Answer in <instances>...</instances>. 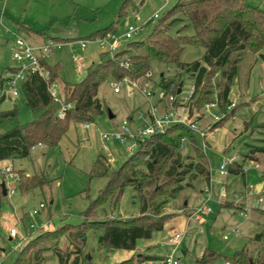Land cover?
<instances>
[{
    "label": "rangeland",
    "instance_id": "1",
    "mask_svg": "<svg viewBox=\"0 0 264 264\" xmlns=\"http://www.w3.org/2000/svg\"><path fill=\"white\" fill-rule=\"evenodd\" d=\"M125 1L0 0V111L9 110L16 104L19 109L17 119L21 124L35 119L26 102L23 85L19 86V96L14 97L8 78L10 69L18 65L14 59L15 39L22 37L33 45L43 41L34 34L28 35L15 29L8 17L29 22L37 29H48L53 20H62L58 32L48 31L45 34L47 40L53 38L64 43L47 59L50 66L60 65L57 82L60 95L66 84L73 85L83 80L88 67L101 62L102 56L110 57L105 51L106 46L88 39V36L113 22L120 36H123L129 24L144 26L141 37H146L157 24L162 23L169 34L177 37L181 61H203L205 48L182 40L183 36H191L195 32L182 13L177 11L166 16L168 20L160 22L178 0H129L121 14ZM246 1L264 8V0ZM156 13L159 14L158 18L154 17ZM68 21L71 22L64 24ZM82 42H86L87 47L83 48ZM119 42L120 47L127 51L118 60H128L129 69L134 70L137 49L130 48L129 41L123 37ZM235 58L239 60L238 73L231 86L229 102L222 106L219 98L226 78L211 68L212 86L211 93L207 95L208 101L204 100L206 93H198L200 107L194 105L191 108L192 113H197L194 118L197 128L191 129L194 137H183L176 155L166 159L160 168L162 174L152 181H149L147 166L136 164L134 177L145 182L146 186L142 191L130 185L124 186L118 203L114 199L100 202L86 215L109 179L116 178V172L132 159L137 148L129 150L127 146L131 145L130 142H117L110 145L108 150L102 149L100 134L122 126L131 112L139 106L146 108L148 105L144 104L142 94L128 98L125 93H115L110 86L111 76L101 84L97 95L104 103L105 110L103 114L95 116L89 128L84 127L85 123L72 121L69 131L57 146L37 144L31 149L29 157L1 161L0 171L12 165L14 172L24 170L27 175H38L42 186L22 193L18 180H12L0 172V183L5 181L8 188L2 203L0 263L13 264L18 251L40 234L43 237L32 248L40 258L39 264H61L60 260L62 264H71L75 258H79L82 264H163L171 248V238L179 233L180 237L173 241L177 244L181 264H198L205 249L222 255L216 264H228L227 257L242 249L254 260L264 259V236L257 239L258 234L264 233V210L257 209L260 205L256 201L258 185L264 186V48L260 51L248 49L242 55L234 53L232 61ZM75 59L83 64L81 69H78ZM229 67L226 69L229 70ZM131 78L141 79L155 90L160 88L163 78L170 79L174 82L170 88L173 91L183 86V90L188 92L195 87L197 94L195 76L176 64L158 59L151 62L143 75ZM109 109L115 114L113 119L109 118ZM15 124V119L4 120L0 124V132L11 129ZM223 157L233 160L230 166L236 163L242 165L246 174H228L224 181L228 194L223 199L224 203L220 204L217 170ZM142 159L152 160L148 156ZM256 162L260 164L258 168L255 167ZM175 165V173L182 172L189 165L193 167L184 175V179L179 180V173H170V168ZM200 165L209 168V178L198 171L197 166ZM175 188L179 192L176 198H172L170 193ZM207 189L213 193L214 201L209 202L213 212L205 216L206 222L203 224L189 221L187 217L203 202ZM235 193L243 198L237 199ZM153 194L154 204H159L162 216L168 217L165 229L155 232L151 239H139L133 251L101 246V230L95 228V223L138 216L143 202H152L150 196ZM240 202L249 208L245 216L240 215ZM89 223L93 226L89 227L84 243L76 236L81 228H69L65 235H61L60 229L65 224L89 226ZM12 228L19 230V238L11 239ZM224 235H228L229 239L225 240Z\"/></svg>",
    "mask_w": 264,
    "mask_h": 264
},
{
    "label": "trees",
    "instance_id": "2",
    "mask_svg": "<svg viewBox=\"0 0 264 264\" xmlns=\"http://www.w3.org/2000/svg\"><path fill=\"white\" fill-rule=\"evenodd\" d=\"M128 2L129 0L124 2L121 14ZM177 11L188 19L195 30L194 34L187 37L183 36L182 40L196 47H204L203 61L197 60L192 63L181 61V48L177 37L169 34L163 28L162 23H159L146 37L142 36L139 40L129 41L130 48H135L138 51L135 56L134 70L126 69L120 65L118 60L104 55L101 62L93 63L88 67L87 74L83 80L73 85L66 84L64 86L61 92V102L55 101L49 91L50 84L58 82L60 65L50 66L46 62L47 67L51 71L48 79H43L34 74L30 75L23 83L26 102L32 109L35 119L27 124H21L17 119L19 109L16 104L9 110L0 111V124L7 119H15L16 122L11 129L0 132V162L29 157L31 149L37 144H45L50 147L57 146L69 131L72 121L80 123L94 122L95 116L103 114L105 110L104 103L97 97L101 84L109 76L121 78L124 76L137 77L138 75H143L155 59L168 64H176L182 70L195 76L197 89V94H195L197 96L198 93H206L204 95V100L206 101H208L207 95L211 93L210 87L212 86L210 69H216L227 81L219 92L222 106L229 102L231 86L238 73L239 62L238 58L232 61V55L234 53L242 55L248 49L260 51L264 48V8L251 5L246 0H178L177 4L166 12L163 17L164 20L162 18L160 22L168 20L169 17L166 16H171ZM70 22L68 21L64 24L67 25ZM115 24L113 22L102 30L95 31L88 36V39L91 40L99 36L116 33L117 26ZM19 25L24 31H34L42 35L47 34L48 31L58 32L60 30V27L55 25H51L50 28L44 30H36L31 26H26L23 22H19ZM126 51V48H122L117 56L124 54ZM228 66H230L229 70L226 69ZM161 84L166 88H171L174 82L163 78ZM194 98L195 95L191 108L194 105L200 107L198 106L201 101L200 95L197 96L196 100ZM69 102L74 103L75 106L69 109L64 117L58 116L62 103ZM186 136L194 137V131L185 125L176 124L169 127L165 132L140 140L131 157L132 159L126 161L123 167L116 172V178L111 177L109 179L107 186L100 191L99 197L92 203L86 215L100 202L103 203L114 199L118 203L119 196L122 195L126 185L142 191L146 183L134 177L136 164L147 166L150 174L149 181L158 178L162 174L160 168L166 163V159L168 160L176 155V152L181 147V140ZM147 156L152 160L144 161L142 159ZM205 159L208 162L207 156ZM175 167L176 165L170 168V173H179L178 175L181 176L179 180H181L184 179L185 174L192 171L191 168L193 166L189 165L188 168L177 173H175ZM197 169L201 174L209 178V168L207 169L205 166L200 165L197 166ZM16 172L19 176L18 182L22 193L42 186V182L38 180V175H27L24 170H17ZM229 173L246 174L243 166L237 163L234 166H230ZM120 181H122L121 184ZM178 192V188H175L171 191L170 196L176 198ZM154 195L150 196L152 202H143L141 213L138 216L96 222L95 228L101 230L99 237L101 246L133 251L137 247L139 239H151L155 232L163 231L168 217L162 216L159 204H154ZM3 200L4 195L0 183V230L2 227ZM230 204H233V202H230ZM225 206L227 207V205ZM154 216L158 218L155 219ZM92 226L91 223H89V226L85 224L77 226L65 224L60 229L61 235H65L69 228H81V230L77 231L76 236L84 243L87 231ZM262 236H264V233L258 234L257 239L260 240ZM41 237H43L42 234L23 246L18 251L13 264H39L40 258L37 252L32 251V248L37 245V240H41ZM220 258H222L220 253L205 249L197 263L216 264ZM60 262L62 264L61 260ZM227 262L228 264H264V259L254 260L252 256L242 249L233 256L227 257ZM71 264L82 263H80L79 258H75Z\"/></svg>",
    "mask_w": 264,
    "mask_h": 264
},
{
    "label": "built area",
    "instance_id": "3",
    "mask_svg": "<svg viewBox=\"0 0 264 264\" xmlns=\"http://www.w3.org/2000/svg\"><path fill=\"white\" fill-rule=\"evenodd\" d=\"M154 17L158 18L159 14L156 13ZM144 28V26L138 27L129 24L127 25L123 36H120L116 32L105 36H99L91 40L98 42L101 46H106L105 51L110 55V57L118 60L120 56H117V54L122 49L120 47L119 39L123 37V39L130 41L135 37H141V34L145 30ZM7 31L10 32L8 29ZM13 33L17 36L15 32ZM14 42V59L18 65L10 69L8 80L14 97H17L20 93L19 86L23 85L30 75L35 74L43 79H48L50 77L51 71L46 65L47 59L55 50L61 49L64 43L60 40L48 39L40 45H33L22 37H17ZM82 47H87V43L82 42ZM75 60L78 69H81L83 64L78 59ZM118 61L124 68H130V62L128 60ZM110 86L113 88L115 93H125L128 98H133L137 94H142L144 104H147L148 106L146 108H142V106L136 108V110L131 112L124 120L122 126L114 127L109 131L102 132L100 134L102 149L108 150L110 145L117 142L121 144L130 142L131 145L127 146V148L132 150L137 147L140 140H145L155 134L165 132L169 127L176 124L185 125L190 129L197 128L194 121L197 113H192L191 111V103L195 95V87H192L190 91L186 92L183 90L182 86L179 92V89L173 91L161 84L160 88L155 90L151 84H144L141 79L131 78L130 76L112 78L110 80ZM49 91L55 101H62L57 82L50 84ZM74 106L75 104L72 102L62 103L58 111V116L64 117L66 112ZM84 127L89 128L90 123H85ZM232 161L233 160L231 158L223 157L220 168L217 170L220 177L218 181L220 184V204L224 203L223 199H225L228 194L224 181L229 174L230 165L233 163ZM259 166L260 164L256 162L255 167L258 168ZM0 172L12 180L19 179L18 173L14 172L12 165L2 168ZM213 179L215 180V178ZM258 194L259 196L256 201L259 203L260 207L257 209L264 210V186H262V188L258 191ZM235 197L240 200L243 198L242 195H238L237 193H235ZM211 201H214L213 193L207 189L205 199L194 209L192 214L189 216V220L199 222L201 224L206 222L205 216L213 212L212 206L209 205V202ZM239 205L240 215L245 216L248 214L249 208L241 202ZM41 207H44V204H41ZM10 236L13 239L19 238V230L17 228H12L10 230ZM179 237L180 233L171 238V248L166 253L165 258L163 259V264H181L178 257L179 250L177 244H174L173 241V239L177 240ZM224 239H229V236L224 235Z\"/></svg>",
    "mask_w": 264,
    "mask_h": 264
},
{
    "label": "crops",
    "instance_id": "4",
    "mask_svg": "<svg viewBox=\"0 0 264 264\" xmlns=\"http://www.w3.org/2000/svg\"><path fill=\"white\" fill-rule=\"evenodd\" d=\"M1 12V11H0ZM8 21L11 23V24H13L14 26V28L15 29H18L19 31H23L24 33H27L28 35H31V34H34L35 36H38V37H40V39H42L43 41H45V40H47L46 39V36L45 35H42V34H39V33H36V32H34V31H31V32H27V31H24V30H22V29H20L21 27H20V25H19V22H23V23H25V25L26 26H31L32 28H34V29H36V30H44L43 28L42 29H37V28H35V27H33L29 22H25V21H21V20H16V19H13L12 17H8ZM60 23H62V20H60V19H55V20H53L52 21V23H51V25H55V26H59L60 25ZM50 25V26H51ZM53 34H51V36H52ZM53 39V38H52ZM42 41V42H43ZM42 42H40V43H36L35 45H40V44H42ZM262 186L263 185H258V189L260 190L261 188H262ZM194 210V209H193ZM190 216V215H189ZM187 219L189 220V217H187ZM190 221V220H189ZM194 222V221H193Z\"/></svg>",
    "mask_w": 264,
    "mask_h": 264
},
{
    "label": "water",
    "instance_id": "5",
    "mask_svg": "<svg viewBox=\"0 0 264 264\" xmlns=\"http://www.w3.org/2000/svg\"><path fill=\"white\" fill-rule=\"evenodd\" d=\"M180 90H181V88L178 91L180 92ZM108 112H109V118L113 119L115 117V114L113 113V111L111 109H109ZM1 186H2V190H3V195L6 196L8 194V188H7L6 182L3 181L1 183Z\"/></svg>",
    "mask_w": 264,
    "mask_h": 264
}]
</instances>
